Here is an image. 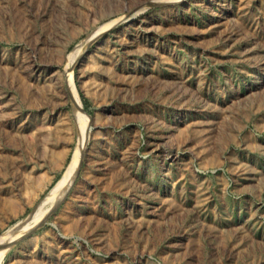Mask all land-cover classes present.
Returning a JSON list of instances; mask_svg holds the SVG:
<instances>
[{"label": "rangeland", "instance_id": "374dc122", "mask_svg": "<svg viewBox=\"0 0 264 264\" xmlns=\"http://www.w3.org/2000/svg\"><path fill=\"white\" fill-rule=\"evenodd\" d=\"M4 235L2 264H264V0H0Z\"/></svg>", "mask_w": 264, "mask_h": 264}, {"label": "bare ground", "instance_id": "6f19581e", "mask_svg": "<svg viewBox=\"0 0 264 264\" xmlns=\"http://www.w3.org/2000/svg\"><path fill=\"white\" fill-rule=\"evenodd\" d=\"M77 58H78L77 55L74 56V57L72 58V60H71V65L75 64ZM72 86H73V88H74L73 83H72ZM76 102H77V105H78L79 107H81V104H80L78 98H77ZM82 117H83V116H82ZM86 118H87V117H86ZM86 121H88V120H86ZM85 124H86V123H85ZM86 135H87V133H86V131H85V126H84V131H83V138H84V139L86 138ZM69 184H70V179L67 180L64 184L60 185V186L57 188V190H55V192H53V194L49 196V198H48V200H47V203H48V204H52L53 202L59 200V198H61V196L64 194V192H66V190L68 189ZM47 203H46V204H47ZM12 230H13V229H12ZM4 238H5V235H4V236H1V237H0V242H2ZM7 252H8L7 249L3 250V252H2V256L0 257V264L3 263V260H4L5 256H6V253H7ZM3 254H5V255H3Z\"/></svg>", "mask_w": 264, "mask_h": 264}, {"label": "water", "instance_id": "95a60500", "mask_svg": "<svg viewBox=\"0 0 264 264\" xmlns=\"http://www.w3.org/2000/svg\"><path fill=\"white\" fill-rule=\"evenodd\" d=\"M58 207V206H57ZM57 207H55L52 212L48 215L47 218H49L57 209ZM12 246V243H5L4 245H0V250H5V249H8L9 247Z\"/></svg>", "mask_w": 264, "mask_h": 264}]
</instances>
